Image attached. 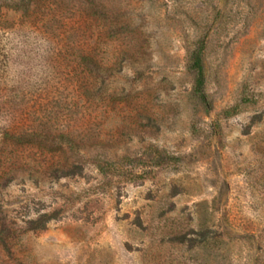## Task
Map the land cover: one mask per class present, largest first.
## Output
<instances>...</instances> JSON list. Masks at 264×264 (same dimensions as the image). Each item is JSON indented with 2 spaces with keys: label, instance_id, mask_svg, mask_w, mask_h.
Listing matches in <instances>:
<instances>
[{
  "label": "rangeland",
  "instance_id": "rangeland-1",
  "mask_svg": "<svg viewBox=\"0 0 264 264\" xmlns=\"http://www.w3.org/2000/svg\"><path fill=\"white\" fill-rule=\"evenodd\" d=\"M40 1H0V264H264V0Z\"/></svg>",
  "mask_w": 264,
  "mask_h": 264
},
{
  "label": "trees",
  "instance_id": "trees-1",
  "mask_svg": "<svg viewBox=\"0 0 264 264\" xmlns=\"http://www.w3.org/2000/svg\"><path fill=\"white\" fill-rule=\"evenodd\" d=\"M2 1V0H0ZM5 2H8V6L5 7L7 8L6 10H12L14 12H21V13H32L33 15H38L40 13V0H4ZM2 7L0 6V9ZM201 52L202 49H200L198 52L195 53V55L192 58L191 61V69L194 70L195 72V79H194V87L193 90L198 96V98L204 103H207L206 95H205V90H204V85H205V74H204V69H203V64H202V59H201ZM31 138V136H30ZM31 140V139H30ZM33 141L36 143L38 146L41 145V139L37 136H33ZM16 144L22 145L26 143L25 139L20 137L17 138ZM1 228H4L3 225H0ZM5 229V228H4Z\"/></svg>",
  "mask_w": 264,
  "mask_h": 264
}]
</instances>
